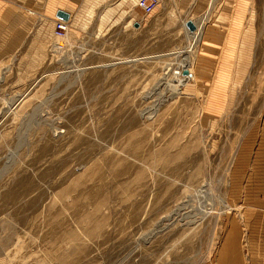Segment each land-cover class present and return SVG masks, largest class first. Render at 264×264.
Listing matches in <instances>:
<instances>
[{"label": "rangeland", "instance_id": "1", "mask_svg": "<svg viewBox=\"0 0 264 264\" xmlns=\"http://www.w3.org/2000/svg\"><path fill=\"white\" fill-rule=\"evenodd\" d=\"M136 1L69 14L62 40L41 25L0 62V264H216L231 231L248 258L244 212L264 204V0L211 60L206 34L229 25L232 0H160L150 15ZM200 28L173 95L165 69Z\"/></svg>", "mask_w": 264, "mask_h": 264}, {"label": "crops", "instance_id": "2", "mask_svg": "<svg viewBox=\"0 0 264 264\" xmlns=\"http://www.w3.org/2000/svg\"><path fill=\"white\" fill-rule=\"evenodd\" d=\"M132 1L135 2L136 0ZM80 2L81 0H45V5L42 8L43 12L40 13L38 4H43V0H0V62L15 57L31 34L33 42L35 40L39 41V28L41 25L44 29H47L49 36L51 34L53 36V25L58 10L70 14L72 20L74 13L79 18L83 11L89 10L91 12L93 3L98 7L105 0H85V4H80ZM248 2L249 0H232L230 5L233 7V12L229 25L219 22V30H213V34L210 32L206 34L208 38L204 41V46L207 50L202 54L206 59L211 60L215 57L219 59L222 54L220 51L222 43L225 42L230 47L238 37V42L242 41L240 36L244 28ZM113 6L114 4L111 8ZM111 8L105 7L104 10L113 12ZM106 18L105 15H102L101 20L104 22ZM44 40L47 39L41 41ZM216 50L217 55H215ZM226 53L227 50H224L223 58L227 56ZM224 69L226 67L220 66V70L224 71ZM6 73L7 70L3 72V74ZM260 202L263 204L264 199ZM244 216L247 221L246 256L248 258L243 257L241 249L236 244L237 239L234 236L236 233L231 231L229 239H227L226 251L224 250L216 264H264V204L262 207L248 206ZM229 246H231L230 249Z\"/></svg>", "mask_w": 264, "mask_h": 264}, {"label": "bare ground", "instance_id": "3", "mask_svg": "<svg viewBox=\"0 0 264 264\" xmlns=\"http://www.w3.org/2000/svg\"><path fill=\"white\" fill-rule=\"evenodd\" d=\"M212 9V8H211ZM66 13V12H65ZM68 14V13H67ZM69 15V14H68ZM57 19V18H56ZM60 20V19H59ZM69 20V19H68ZM207 20H208V14H206L204 17H203V19H202V25H204L206 22H207ZM61 21H63V20H61ZM64 22V21H63ZM66 23H67V25H69L68 24V22L66 21ZM191 30V29H190ZM193 30V29H192ZM68 32V31H67ZM66 35H67V33H66ZM201 36H202V28H200V32H198V34H197V37H196V40L194 41V43L193 44H191L190 46H189V48H188V50H186V53L184 52V53H182L183 55H184V58L183 59H181V61H179L180 62V64H179V66H175V67H168V68H166L165 69V75L166 74H168V73H171V75H172V78H173V80H172V82H171V84L172 85H174V88H173V95H179L180 93H181V88L182 87H185V85L187 84V83H189L190 81H192V75H191V72L189 71V53H191V50L193 49V47H194V45L197 43V41H198V39L199 38H201ZM66 37V36H65ZM64 41V40H63ZM60 42V41H59ZM62 43V42H61ZM55 46V45H54ZM62 46V45H61ZM180 54V53H179ZM179 54H178V56H179ZM172 55V54H171ZM178 56H176V60H178L177 59V57ZM181 56V55H180ZM169 57V56H168ZM183 69H187L188 70V72H189V75H187V76H182V70ZM171 81V80H170ZM174 83V84H173ZM203 212H205V211H203ZM208 214V213H207Z\"/></svg>", "mask_w": 264, "mask_h": 264}, {"label": "built area", "instance_id": "4", "mask_svg": "<svg viewBox=\"0 0 264 264\" xmlns=\"http://www.w3.org/2000/svg\"><path fill=\"white\" fill-rule=\"evenodd\" d=\"M159 2L160 0H137L136 7L145 15H150L158 6ZM68 29L69 25L66 22L56 19L53 25V37L59 40L64 39Z\"/></svg>", "mask_w": 264, "mask_h": 264}, {"label": "water", "instance_id": "5", "mask_svg": "<svg viewBox=\"0 0 264 264\" xmlns=\"http://www.w3.org/2000/svg\"><path fill=\"white\" fill-rule=\"evenodd\" d=\"M56 18H57V19H60V20H63V21H68V19H69V15H68L67 13L61 11V10H58V11L56 12ZM187 26H188L191 30L194 28V27H193V24H192L191 22H188V23H187ZM181 73H182V76H187V75H189V72H188L187 69H183Z\"/></svg>", "mask_w": 264, "mask_h": 264}]
</instances>
